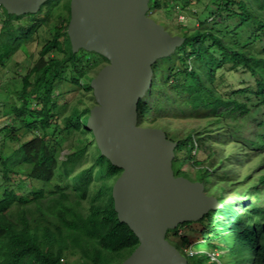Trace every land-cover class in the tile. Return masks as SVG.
<instances>
[{"label": "trees", "instance_id": "16d2710c", "mask_svg": "<svg viewBox=\"0 0 264 264\" xmlns=\"http://www.w3.org/2000/svg\"><path fill=\"white\" fill-rule=\"evenodd\" d=\"M210 1L218 8L212 23L202 14L196 27L182 29L183 45L153 66L151 88L164 97L155 99L152 109L146 104L150 92L141 98L138 123L143 125L152 115L166 119L169 103L177 105L174 116H203L207 135L197 141L193 135L174 141L175 177L190 181L180 167L191 162V149L196 147V154L200 149L209 151L217 147L209 145L215 140L233 147L230 159L257 160L247 183H236L245 186L257 179L243 193L244 215L235 206L237 197L220 199V209L211 210L203 220L178 225L167 232L166 239L183 252L189 264H221L206 252L191 254V250L198 246L195 240L217 249L222 239L226 264H264V126L242 138L240 125L228 123L244 120L249 113L242 98L254 102V108L264 107V0ZM202 2L150 0L149 14L161 8L169 12L171 5L186 10ZM0 10L4 13L0 73L28 41L23 39H31L42 23L49 26L54 20L51 39L20 79L14 102L4 107L6 120L0 124V264H70V258H76L74 264H120L139 245L114 210L111 191L122 170L101 156L92 134L85 130L91 108L71 105L63 93L91 92V73L108 61L94 52H72L67 33L70 0H49L35 14L16 16ZM22 19L25 25L14 26V21ZM229 24H235V29L218 31V26L224 29ZM51 53L60 57H50ZM65 150L60 159V151ZM183 150L185 158L179 156ZM224 160L218 159L209 170L207 166L198 169L195 182H211L213 169L225 168ZM233 168L235 175L237 168Z\"/></svg>", "mask_w": 264, "mask_h": 264}, {"label": "water", "instance_id": "95a60500", "mask_svg": "<svg viewBox=\"0 0 264 264\" xmlns=\"http://www.w3.org/2000/svg\"><path fill=\"white\" fill-rule=\"evenodd\" d=\"M49 0H0L8 14H35ZM150 0H70L67 33L73 53L94 52L108 61L90 82L96 105L85 130L101 156L122 170L111 195L120 223L139 245L120 264H189L167 239L178 225L220 209L204 185L175 177L176 143L158 128L138 123V102L149 92L152 70L181 47L149 17Z\"/></svg>", "mask_w": 264, "mask_h": 264}, {"label": "rangeland", "instance_id": "374dc122", "mask_svg": "<svg viewBox=\"0 0 264 264\" xmlns=\"http://www.w3.org/2000/svg\"><path fill=\"white\" fill-rule=\"evenodd\" d=\"M47 3V2H46ZM44 3V4H46ZM43 4V5H44ZM42 6V5H41ZM40 6V7H41ZM171 9L169 12H165L162 8L156 9L152 13L149 14V17L152 18L157 24L161 25L170 35L181 37L182 29L185 27L194 26L196 27V19L199 17H206L208 18L209 23L212 20L213 13L217 10L216 4L212 3L210 0H203L202 3L190 7L186 10H179L175 5H171ZM186 15V16H185ZM186 18H185V17ZM39 17H42L41 15ZM0 18L4 19V13L2 10H0ZM215 19V18H214ZM54 20L51 19L49 26L46 24H41L38 29L36 30V33L31 36V39L26 38L23 40H28L27 42H24L20 45L19 50L11 57V59L6 63L5 67L1 69L0 73V124L4 123L6 118L4 113V107L9 102H14L13 94L17 88H19L20 79L24 77L27 72L35 65L36 61L39 59V53L42 47L46 44V41L51 39L52 36V23ZM192 22V23H191ZM19 25H25V19H22L20 21H14V26ZM235 29V24H229L226 25V27L223 29L220 26H218V31L221 33H224L226 30H232ZM21 38H24V36H21ZM234 41V38L231 40V42ZM50 57H60L56 53H51L49 55ZM100 67L96 69L93 73H91V76L96 77L97 74L101 71V69L106 66V64L99 65ZM243 75V74H242ZM243 77H245L243 75ZM153 79V78H152ZM227 81H229L228 78H225ZM224 79V84L227 83V81ZM153 82V80H152ZM152 85V84H151ZM68 90V89H67ZM76 91V90H75ZM70 91L67 94L66 91L63 90V93H65V99L69 100L71 105L77 106L79 109L90 107L91 109L96 105V102L93 98L92 91L87 92L83 89H80L79 91ZM150 94L147 96L146 104L148 105V108L151 107V109L154 106V101L159 96L164 97L161 93L158 92V94L150 88L149 90ZM175 98V101H178L177 97ZM241 103L245 106H247V101L245 98L241 99ZM69 103H67L68 108L70 106ZM252 106V105H251ZM65 110V112H69V110ZM177 111V105L173 104V106H170V103L167 105V118L162 119L163 117H159L156 115H152L151 120L148 122H145L142 127H149V128H158L165 132V134L168 136L169 140H172L173 142L175 140H182L185 139L188 135H193L195 141L202 136L204 137L206 134L205 130V120H202L203 116L199 115L195 119L190 118L187 116L189 114L186 109V116L183 117L182 115L178 114V116H174V114ZM67 112V113H68ZM154 113V112H153ZM166 113V112H164ZM163 113V114H164ZM162 115V114H161ZM179 117V118H177ZM261 117H258V120H260ZM264 118V117H263ZM230 124H239L240 129L239 133L242 138L251 137L253 133L257 131L255 125V121L249 120L248 117L244 118H238L233 121H228ZM75 138L78 137V134H74ZM74 138V136H73ZM94 140V139H93ZM70 143L69 140L66 142V146H68ZM210 143V140H209ZM210 146H217L212 147L209 149V151H204V149H200L197 151L196 154V147L194 149H191V155L195 158L191 160V162H187L185 164H182V167H180L181 171L186 174V176L190 179L191 182H195V174L198 169H204V167L212 166L214 162L218 161V159H225L224 164L225 168L220 169L222 166H218L217 169H213L214 174L211 176V182L207 180L206 183H202L204 185V194L208 197L215 198L217 202L220 204V199H231L232 196L237 197L238 199L234 200L235 206L237 208V211L239 214L241 213V207H244V204H246V201L243 198V193H246L248 189L250 188L252 184H257V179H255L251 184L245 185V186H238L236 183L244 181V183H247V176L252 174V170L254 169L257 160L252 158L250 162H247V159L242 156H237L238 159H230V154L232 153V146L228 144L225 140H215L214 143H210ZM184 152L180 153L179 156L181 158L187 157V151L183 150ZM67 153V150L60 151V159H63V156ZM231 160H233V164L229 163ZM204 160V164H202V161ZM89 163H86L88 166L91 163V160H89ZM237 166V167H236ZM235 167L238 168L235 171V175L232 173V168ZM211 169V168H210ZM234 169V168H233ZM257 172L260 171V169H256ZM238 175V178H237ZM223 178V182H218L217 179ZM232 193V195H230ZM239 201V202H238ZM244 215V214H242ZM244 220L246 217L244 216ZM197 238V237H194ZM196 245L193 250H191V254H197V253H203L206 252L208 255H210L211 260L214 261H220L221 264H226L225 262V255H226V248L222 249L221 246L224 245V240L222 239L218 244L220 245V248H207L204 246L203 241L195 240ZM182 255L183 252H181ZM76 258H70V264H74ZM121 260L118 259L117 262ZM115 262V263H117Z\"/></svg>", "mask_w": 264, "mask_h": 264}, {"label": "clouds", "instance_id": "9594fccd", "mask_svg": "<svg viewBox=\"0 0 264 264\" xmlns=\"http://www.w3.org/2000/svg\"><path fill=\"white\" fill-rule=\"evenodd\" d=\"M246 107L249 110V113L246 115V117H248L249 120H251V121H255V125L254 126L256 127V129H257V126H259V125H263L264 126V118H263L264 117V107L254 108L255 107L254 106V102L252 103V102H248V101H247V106ZM258 117H261L260 120H258Z\"/></svg>", "mask_w": 264, "mask_h": 264}, {"label": "bare ground", "instance_id": "6f19581e", "mask_svg": "<svg viewBox=\"0 0 264 264\" xmlns=\"http://www.w3.org/2000/svg\"><path fill=\"white\" fill-rule=\"evenodd\" d=\"M262 126V125H261Z\"/></svg>", "mask_w": 264, "mask_h": 264}]
</instances>
